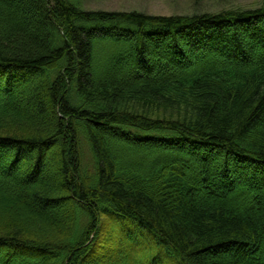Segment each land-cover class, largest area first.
<instances>
[{"label": "trees", "instance_id": "1", "mask_svg": "<svg viewBox=\"0 0 264 264\" xmlns=\"http://www.w3.org/2000/svg\"><path fill=\"white\" fill-rule=\"evenodd\" d=\"M82 3L0 0V264H264V6Z\"/></svg>", "mask_w": 264, "mask_h": 264}, {"label": "rangeland", "instance_id": "2", "mask_svg": "<svg viewBox=\"0 0 264 264\" xmlns=\"http://www.w3.org/2000/svg\"><path fill=\"white\" fill-rule=\"evenodd\" d=\"M82 6L90 11H113V12H141L152 16H171V15H191L196 13H218L222 11H230L237 9H249L264 6V0H83ZM19 90V89H18ZM18 98L26 103L27 99L21 96L18 91ZM157 113H152L155 117ZM85 159L88 160L89 153L84 145ZM23 166L21 165V169ZM107 219L102 218L103 221ZM110 228V227H107ZM107 230V229H105ZM107 247L111 249L116 239L115 235L107 237ZM135 243V242H128ZM134 245V244H133ZM148 246L150 244L148 243ZM147 246V247H148ZM108 251V250H107ZM126 252V253H125ZM120 256H125L130 253L125 251ZM120 253V252H119ZM106 261V260H105ZM104 264V263H103ZM105 264H108L107 261Z\"/></svg>", "mask_w": 264, "mask_h": 264}]
</instances>
